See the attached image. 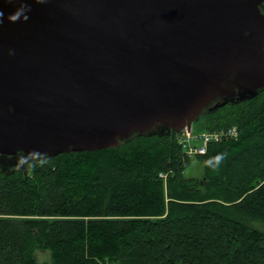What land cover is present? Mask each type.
Instances as JSON below:
<instances>
[{
	"label": "water",
	"instance_id": "obj_1",
	"mask_svg": "<svg viewBox=\"0 0 264 264\" xmlns=\"http://www.w3.org/2000/svg\"><path fill=\"white\" fill-rule=\"evenodd\" d=\"M264 0H0V171L191 133L264 89Z\"/></svg>",
	"mask_w": 264,
	"mask_h": 264
},
{
	"label": "trees",
	"instance_id": "obj_2",
	"mask_svg": "<svg viewBox=\"0 0 264 264\" xmlns=\"http://www.w3.org/2000/svg\"><path fill=\"white\" fill-rule=\"evenodd\" d=\"M200 178L185 175V136L40 157L0 171V264H264V89L207 112Z\"/></svg>",
	"mask_w": 264,
	"mask_h": 264
},
{
	"label": "rangeland",
	"instance_id": "obj_3",
	"mask_svg": "<svg viewBox=\"0 0 264 264\" xmlns=\"http://www.w3.org/2000/svg\"><path fill=\"white\" fill-rule=\"evenodd\" d=\"M203 120V117H200L197 121H195L192 124V128H191V133H192V137L191 139H188L186 141V145L190 144L191 146H197L201 144V139L200 138H195V132L198 131L200 129V127L198 126V123L200 121ZM199 132V131H198ZM189 158H191V163L190 165L185 169V175L189 176V177H196V178H200L202 175V164L201 161H197L195 159V156L192 155ZM253 226L264 230V224L260 223V222H253L252 223ZM34 257L35 260L38 263L41 264H50L51 262V252L49 249H36L34 251Z\"/></svg>",
	"mask_w": 264,
	"mask_h": 264
},
{
	"label": "built area",
	"instance_id": "obj_4",
	"mask_svg": "<svg viewBox=\"0 0 264 264\" xmlns=\"http://www.w3.org/2000/svg\"><path fill=\"white\" fill-rule=\"evenodd\" d=\"M238 136V131L235 126H229L225 129H221L219 131H212V132H200L195 134V138L201 139V144L197 146H191L190 144L186 145V153L188 156H192L195 154H203L206 151L207 144L209 142H217L222 139H236ZM192 134L186 131L185 141L191 139Z\"/></svg>",
	"mask_w": 264,
	"mask_h": 264
},
{
	"label": "flooded vegetation",
	"instance_id": "obj_5",
	"mask_svg": "<svg viewBox=\"0 0 264 264\" xmlns=\"http://www.w3.org/2000/svg\"><path fill=\"white\" fill-rule=\"evenodd\" d=\"M262 11L264 12V4L262 5Z\"/></svg>",
	"mask_w": 264,
	"mask_h": 264
},
{
	"label": "clouds",
	"instance_id": "obj_6",
	"mask_svg": "<svg viewBox=\"0 0 264 264\" xmlns=\"http://www.w3.org/2000/svg\"><path fill=\"white\" fill-rule=\"evenodd\" d=\"M0 15H2V13H0Z\"/></svg>",
	"mask_w": 264,
	"mask_h": 264
}]
</instances>
